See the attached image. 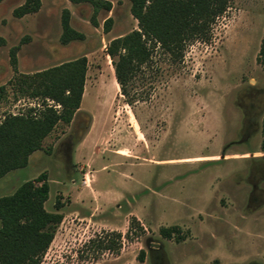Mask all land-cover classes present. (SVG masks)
Masks as SVG:
<instances>
[{
    "label": "rangeland",
    "instance_id": "374dc122",
    "mask_svg": "<svg viewBox=\"0 0 264 264\" xmlns=\"http://www.w3.org/2000/svg\"><path fill=\"white\" fill-rule=\"evenodd\" d=\"M107 1L111 9L94 15L90 3L41 0L38 12L21 19L12 11L24 0L0 1V122L42 108L18 73L86 57L78 110L45 137L27 168L1 181L0 197L46 174L45 208L55 212L58 200L62 219L40 264H261L264 219L243 222L238 214L264 209L252 202L264 181L250 160L264 159V0H229L208 37L186 41L179 60L156 44L124 95L106 50L137 21L129 0ZM65 8L83 38L64 45ZM172 225L180 242L159 234ZM114 233L117 245L104 249Z\"/></svg>",
    "mask_w": 264,
    "mask_h": 264
},
{
    "label": "trees",
    "instance_id": "16d2710c",
    "mask_svg": "<svg viewBox=\"0 0 264 264\" xmlns=\"http://www.w3.org/2000/svg\"><path fill=\"white\" fill-rule=\"evenodd\" d=\"M1 1V0H0ZM72 4L90 3L94 15L98 9H111L107 0H68ZM130 13L137 21V29L112 39L107 46V54L112 59L115 79L125 94L126 81L148 62L151 49L156 47L168 53L172 60L182 58L185 42L191 39H206L210 26L216 17L228 8L229 0H129ZM41 0H24L13 9L16 18L36 13ZM91 22L96 24L95 18ZM112 19L104 21V30L108 31ZM60 43L83 38L82 33L70 24V12L67 8L61 14ZM151 42L152 45H147ZM4 43L0 37V45ZM260 53H264V38ZM15 55L11 57L15 64ZM86 72V57L80 56L59 65L37 71L32 74L18 73L16 80L23 89L27 81L33 84V96L40 95L42 108H29L26 113L8 114L0 122V178L8 172L27 165L29 156L41 149L42 141L59 123H69L78 110L83 94ZM3 87H0V91ZM53 101L60 106L57 110L46 102ZM264 149V139L262 141ZM49 197V184L45 173L34 181L27 180L10 195L0 197V264H40L41 258L51 243L56 225L62 214L57 212L60 202H55V212L47 211L45 203ZM137 227L142 226L136 219ZM180 227L172 225L160 227L159 234L164 239L180 242ZM110 249L117 245L120 234H111ZM103 243V242H102ZM144 251L138 254L143 261Z\"/></svg>",
    "mask_w": 264,
    "mask_h": 264
},
{
    "label": "flooded vegetation",
    "instance_id": "af4514ba",
    "mask_svg": "<svg viewBox=\"0 0 264 264\" xmlns=\"http://www.w3.org/2000/svg\"><path fill=\"white\" fill-rule=\"evenodd\" d=\"M263 139H264V136H263V138L261 140V144H260V148H261L262 151H264V149H262V141H263ZM250 160H254V161L256 160L255 163H253L254 166H255V170L260 171L261 180L264 181V159H255L254 158V159H250ZM256 187L257 186H254V188H256ZM255 191L256 190H254L252 192L255 193ZM259 193L260 192H256L254 195H252L253 196L252 202L253 203H257V204L259 203L260 205H262V204H264V194H263V196H259ZM224 195L228 196L230 198V202H232L234 204V202H233L234 199H233V196H232L231 193H227L226 191H224ZM243 215H244V217H242ZM238 216H239V218L242 217L241 220L243 222L248 220L249 218H253V219H256V220L257 219L262 220V219H264V209H261L258 212H256L254 214V216L246 215V213L243 212V211L239 212ZM221 218H219V219H221ZM222 220H224V218H222ZM235 229L239 230L240 229L239 225H236ZM258 232L262 233L261 230L256 231V233H255L256 237H258ZM258 239H260V237H258ZM258 261H260L261 264H264V263H262V262H264V260H258Z\"/></svg>",
    "mask_w": 264,
    "mask_h": 264
},
{
    "label": "crops",
    "instance_id": "0c3cea01",
    "mask_svg": "<svg viewBox=\"0 0 264 264\" xmlns=\"http://www.w3.org/2000/svg\"><path fill=\"white\" fill-rule=\"evenodd\" d=\"M30 14H34V13H30ZM30 14H26V15H24L23 17H27V16L30 15ZM23 17H20V19L23 18ZM53 151H54V150L52 149V153L48 154V156L46 157L47 159H48V158H51L53 155H55V154L53 153ZM37 152H38V150L35 151V152H33V153L29 156L28 163H27V165H26L25 167H23V168H27V167H28V165H29V163H30V161H31L32 156H33L34 154H36ZM14 171H15V170L10 171V172H8L6 175H4L2 178H0V183H1V181H3V180H5V179H7L8 177H10ZM48 184H49V183H48ZM14 188L16 189L17 187H14ZM15 189H14V190H15ZM49 190H50V185H49ZM49 193H50V191H49Z\"/></svg>",
    "mask_w": 264,
    "mask_h": 264
}]
</instances>
